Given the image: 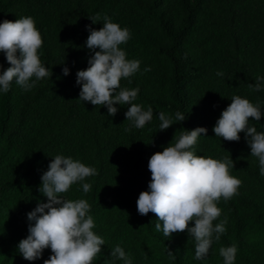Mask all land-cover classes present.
<instances>
[{
	"label": "trees",
	"instance_id": "trees-1",
	"mask_svg": "<svg viewBox=\"0 0 264 264\" xmlns=\"http://www.w3.org/2000/svg\"><path fill=\"white\" fill-rule=\"evenodd\" d=\"M98 14L93 23L90 18ZM105 15L130 31L120 47L127 59L140 61V69L131 83L122 79L121 87H138L133 103L145 111L152 107L153 118L143 128L126 120L130 105H114L118 112L109 116L106 106L78 100L76 74L94 55L86 46L87 26L99 30ZM23 16L36 22L43 38L40 59L52 76L30 91L15 81L7 93L0 91V219L15 231L18 243L29 234L27 213L47 202L39 191L41 176L56 155H63L98 172L62 194L86 199L91 206L93 231L105 241L93 264H104L116 245L133 264H223L219 249L233 244L238 248L235 264H264V245L246 242L264 233V176L258 158L251 156L245 133L229 142L213 132L233 96L258 102L264 112V81L260 91L248 87L257 76L264 77V0H0V22ZM0 64V71L10 67L3 53ZM146 67L151 70L145 72ZM178 111L185 114L183 122L174 119ZM160 112L173 117L167 130L159 129ZM249 123L264 132V115ZM197 127L208 131L193 146L195 154L230 156V174L242 181L238 195L221 198L217 205L221 216L213 223L227 218L226 231L219 241L213 238L204 260L195 259V241L186 231L165 237L155 230V214L140 215L136 204L151 180L150 157L174 135ZM83 183L92 185L90 192H83ZM51 255L45 249L41 258L27 262L44 264ZM0 264H8L1 254Z\"/></svg>",
	"mask_w": 264,
	"mask_h": 264
},
{
	"label": "clouds",
	"instance_id": "clouds-1",
	"mask_svg": "<svg viewBox=\"0 0 264 264\" xmlns=\"http://www.w3.org/2000/svg\"><path fill=\"white\" fill-rule=\"evenodd\" d=\"M93 23L99 19L90 18ZM103 27L99 30L87 26L89 36L86 46L94 52L88 60V67L76 74V83L81 86L79 99L90 102L93 106H106L109 116L118 112L114 105H130L125 116L132 126L143 128L153 118L151 106L145 111L142 105L133 103L139 88L121 87V80L129 79L140 69L139 60L127 59L126 52L120 47L130 39V31L103 17ZM43 38L31 16H23L15 21L0 22V53H3L10 67L0 71V91L7 93L15 83L24 91L36 87V83L52 76V71L41 59L39 50ZM99 49V51H95ZM0 69L3 65L0 64ZM145 68L144 71H150ZM67 76L69 69L63 68ZM222 76V72L217 73ZM34 78V79H33ZM264 77H256L255 84H249L252 91H260ZM264 115L260 104L246 98L233 96L231 103L224 109L213 127L215 137L229 142H238L240 133L251 149V156L258 158L260 175L264 176V132H258L250 126L249 118L259 121ZM158 119L160 131L167 130L174 124L173 117L160 112ZM175 121L183 122L186 117L176 112ZM125 128V131H130ZM207 128L182 130L163 151L154 153L148 161L151 180L148 190L142 191L137 199V211L146 216L155 214L158 222L155 230L170 238L173 233L187 232L195 241V259L204 260L216 241L226 231L227 218L214 224L221 216L217 206L221 198L225 201L238 195L242 181L230 174L234 168L231 157L214 159L198 156L192 150L201 134L206 136ZM176 134V133H175ZM97 169L86 166L79 160L63 155H56L48 165V170L41 176L39 191L47 197V202H38L36 208L27 213L30 222L28 236L18 244V251L25 260L35 261L42 257L45 249L52 255L44 264H93L102 252L104 239L93 229L96 227L86 199H65L62 194L69 191L73 184L97 175ZM83 192L91 191L90 183L82 184ZM194 222V226L190 223ZM238 248L236 245L221 247L219 255L223 264H235ZM169 257L174 254L167 250ZM133 264L130 254L116 245L111 249L110 259L104 264Z\"/></svg>",
	"mask_w": 264,
	"mask_h": 264
},
{
	"label": "rangeland",
	"instance_id": "rangeland-1",
	"mask_svg": "<svg viewBox=\"0 0 264 264\" xmlns=\"http://www.w3.org/2000/svg\"><path fill=\"white\" fill-rule=\"evenodd\" d=\"M250 245H264V233L252 234L246 239ZM18 241L15 231L9 229L0 219V254L8 264H28L18 251Z\"/></svg>",
	"mask_w": 264,
	"mask_h": 264
}]
</instances>
